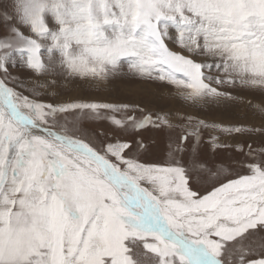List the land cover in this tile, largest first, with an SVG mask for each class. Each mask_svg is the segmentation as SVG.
<instances>
[{"label": "snow or ice", "instance_id": "1", "mask_svg": "<svg viewBox=\"0 0 264 264\" xmlns=\"http://www.w3.org/2000/svg\"><path fill=\"white\" fill-rule=\"evenodd\" d=\"M12 39L36 70L44 41L50 51L90 45L113 64L135 56L193 65L171 39L188 51L227 45L264 55V0H18L15 15L0 11V41ZM11 66L0 56V72ZM97 107L29 102L0 79V264H264V169L248 165L250 175L201 190L179 163L130 157L146 149L142 141L106 144L105 155L48 121ZM187 142L170 144L169 157ZM194 166L209 178L223 172Z\"/></svg>", "mask_w": 264, "mask_h": 264}, {"label": "rangeland", "instance_id": "2", "mask_svg": "<svg viewBox=\"0 0 264 264\" xmlns=\"http://www.w3.org/2000/svg\"><path fill=\"white\" fill-rule=\"evenodd\" d=\"M17 3L0 0V11L15 15ZM46 18L55 22L51 15ZM170 31L177 30L170 26ZM43 43L38 61L43 68L36 70L18 54L21 40L12 39L11 47L0 41L4 44L0 56H8L13 65L6 74L0 72V79L29 102L99 106L57 112L48 117L50 124L64 126L68 134L100 152L109 143L142 141L146 149L134 147L130 157L149 165L179 163L188 169L192 187L201 190L227 182L226 178L250 175L248 165L264 169V55L227 45L214 46L211 52L188 51L171 39L172 51L182 53L193 65H165L153 57L135 56L113 64L88 51L90 45L72 41L62 50L50 51V42ZM113 117L122 125L117 126ZM146 117L150 120L145 122ZM141 122L145 127L137 128ZM182 137L188 141L185 152L169 157V145L179 146ZM197 162L212 172L218 168L223 172L209 178L208 172L194 166Z\"/></svg>", "mask_w": 264, "mask_h": 264}, {"label": "bare ground", "instance_id": "3", "mask_svg": "<svg viewBox=\"0 0 264 264\" xmlns=\"http://www.w3.org/2000/svg\"><path fill=\"white\" fill-rule=\"evenodd\" d=\"M172 44V43H171ZM219 100V99H218ZM208 104V103H207ZM223 104V103H222ZM219 105V104H218ZM223 116V115H222ZM224 119V118H223ZM226 119V118H225Z\"/></svg>", "mask_w": 264, "mask_h": 264}]
</instances>
